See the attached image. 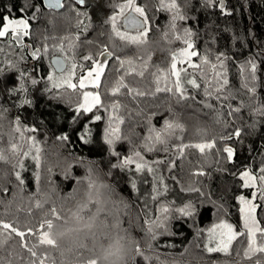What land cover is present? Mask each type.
Returning a JSON list of instances; mask_svg holds the SVG:
<instances>
[{"label": "trees", "instance_id": "1", "mask_svg": "<svg viewBox=\"0 0 264 264\" xmlns=\"http://www.w3.org/2000/svg\"><path fill=\"white\" fill-rule=\"evenodd\" d=\"M28 2L29 0H0V17L7 14L9 9L14 16L19 17L21 13L18 10ZM30 2L39 7L36 19H29L31 35L24 37L19 44L11 37L0 38V48L4 50L0 52V67H5L4 62L11 60L19 69L27 70L40 81L36 86H32L30 80H26L27 93L18 92L15 96H10L5 88L18 87V73L9 74L6 80L0 79V109L7 110L3 112V119L0 120V148L5 149L11 160V163L0 162V220L12 223L21 230L26 227L39 229L42 220L52 218L50 215L45 216V212L53 206L61 215H68L69 209L74 211L78 202L86 199L87 180L83 177L91 167L92 178L97 186H109L99 188V199L106 210L101 214L100 220L104 221L107 216L109 227L96 229L95 241L91 237L84 241L89 249H93L91 252L81 249L77 253L62 257L58 251L41 247L37 249L38 254L47 251L57 264L64 259L71 260L73 264H84L88 258L102 253L101 246L107 248L113 239L120 235L138 241L148 255H158L163 264H253L252 261L243 259V247L247 244L244 237H239L238 241L234 242L231 256L208 253L204 250V245L207 243V230L221 220L232 224L237 231L243 230L241 205L237 197L243 194L251 199V192L255 189H244L238 176L244 170V165H250L255 171L264 159V118L252 114L253 108L264 102V55H261L264 53V0H224L225 11L231 12L232 15H225L219 4L206 7L203 0H191V6L184 9L190 19L177 21V32L182 35L184 28H190L194 33L193 40L197 51L208 54L212 63H217L215 57L218 53L227 56L225 65L229 85L221 96L230 95L227 100L215 99L213 72L210 65H204L203 70L208 80L213 81V86L209 89L213 96H204L203 89L207 85L200 79V71L189 68V72L194 71L201 88L197 90L186 85L189 95L195 96V100L181 104H177L176 98L168 93L133 98L135 94H127V89H121L123 94L115 97L109 91L128 68V65H125L121 69L116 57L132 59L137 70H140L144 61L151 55L152 59L148 61V69L143 78L135 74L125 76V83L130 87L150 93L155 89V77L152 73L162 74L158 70L167 72L171 64V53L184 47L181 41L173 38L170 27L171 13L157 10L158 0H135V5L144 7L149 21L148 42L140 46L126 45L115 37L109 39L112 36L110 17L118 11V6L127 0H86L84 5L77 4L76 0H64L60 11L47 9L42 0ZM178 3L183 6L184 0H178ZM34 12L35 7L25 8L28 18H31ZM78 12L82 15H77ZM120 26L121 17L118 22V27ZM166 32L167 39L164 38ZM77 36L79 40L75 39ZM65 37L68 39H64ZM213 38L215 42H211ZM89 41L92 43H88ZM70 42L76 45L72 50L68 49ZM61 43L64 52L58 50ZM45 44L48 46L47 54L44 52ZM105 46L114 52V56L108 57L105 75L101 78V98L105 104L119 100L124 106L119 112V115L125 118L121 129L132 140L131 144L127 141L117 143L116 150L122 158L131 154L133 149H138L158 176L154 179L149 177L146 182L140 184L141 187L137 185L136 189L131 187L133 179L137 183L134 164L129 166L131 171L111 168L113 163H117V158L111 155L109 146L104 141L109 112L99 109L97 114L101 115L102 119L95 122L89 120L92 114L78 117L75 108L80 100V90L74 92L66 86L52 88L47 81V76L53 70L49 62L51 55L66 56L68 63L73 61L77 64L75 71L79 74L92 64L83 57L91 54L94 59H100L99 53ZM37 49L39 54L34 57L33 53ZM253 58L258 70L257 80L254 82L256 97L250 100L252 94L242 87L250 66L244 75H241L240 65ZM193 61L200 63L197 57H193ZM179 66L178 64V68ZM217 71L221 69L218 68ZM249 86H253V83L249 82ZM25 99L31 103L22 104ZM202 101L213 104V108L205 107ZM242 102L244 106L241 112L229 117L228 106L241 107ZM217 112H222L223 115L218 117ZM17 117L22 127L37 129L35 132H26L24 141L20 140L19 133L13 132ZM165 119L183 124L185 131L181 133L177 130L175 136L169 139L167 152L162 150L163 145H157L156 151H146L141 145L144 143V137L148 135L149 127L162 128ZM254 123L255 127H252ZM85 124L88 125L90 134L81 139V135L85 133ZM237 128L242 129L240 139L233 138L226 142L236 150L234 163L226 159V153L217 154L216 149L206 150L201 154L197 149L189 148L185 149L183 156L179 155L176 146L180 143L212 140L222 134L234 132ZM29 136H35L42 149L41 165L39 168L31 167L29 157L25 158L26 170L22 172L25 185L21 191L14 175L15 170L12 168L16 159L11 156L10 141L22 145V151H27ZM61 136H67L68 140H59L58 137ZM86 140L88 142H85ZM223 146L224 143L217 140V148L222 149ZM156 160L163 163L152 164ZM69 163L72 164V176L81 180L80 184L65 178L64 172ZM48 168L52 169L51 173ZM201 171L203 175H193ZM37 172L40 175L39 182L35 178ZM154 186L162 193L156 201L151 199V196L155 195L152 192ZM165 186L168 189L166 193ZM190 186L199 188L200 192L187 191ZM74 189L79 191L73 193ZM70 193H73L74 198ZM45 197L49 202L44 208H35V201H43ZM146 200L153 219L159 215L157 209L160 204L177 207L191 202L197 207L198 214L194 218L172 220L170 228L174 234L159 235L153 242V250L148 251L147 238L142 228L144 216L141 211ZM255 202L264 203L259 200ZM124 204H127V207ZM95 207L91 205L92 209ZM257 214L264 225V210L258 208ZM117 217L121 221L120 227L112 228L111 225ZM0 233V241L7 240L0 247V264H29V261L34 259L26 248L21 247L18 236L13 233L9 238L8 232L3 229H0ZM26 240L29 246L37 242L35 235L27 236ZM237 248L241 252L239 256L236 255ZM133 255L129 252V257ZM128 264H133L131 258ZM135 264L147 262L142 257L135 256ZM152 264L158 262L153 259Z\"/></svg>", "mask_w": 264, "mask_h": 264}, {"label": "snow or ice", "instance_id": "2", "mask_svg": "<svg viewBox=\"0 0 264 264\" xmlns=\"http://www.w3.org/2000/svg\"><path fill=\"white\" fill-rule=\"evenodd\" d=\"M49 8H61L64 5L61 0H45ZM86 0H76L77 4L84 5ZM203 4L206 7H215L219 4L220 9L225 15H232L231 12L225 11L224 0H203ZM191 6V0H184L183 6L178 3V0H158L159 11H166L171 13L170 27L174 34V39L181 41L184 47H181L177 51L171 53V64L167 72L163 70H158L162 74L152 73L155 77V89L154 91L145 92L139 88L130 87L129 84L125 83V76H130L135 74V76L143 78L145 72L148 69V61L152 59L151 55L148 59L144 61L140 70L134 65L132 59H121L116 57L119 62L121 69L128 65L124 74L119 77L109 91L113 97L121 93V89H127V94H135L136 96L143 97L145 95L155 96L157 93H168L172 97L176 98V103L181 104L189 100H195V96L189 95L188 88L186 85L191 86L192 89L199 90L201 84L197 82V78L194 74L195 70L200 71V79L204 80L206 85L203 89L205 97H212L213 92L209 89L213 86V81L208 80L204 70V65H210L213 72V79L215 81V99L216 100H227L229 95L221 96V93L229 85V80L227 76V69L225 65V60L227 56L224 53H218L215 57L217 63H212L208 54H201L196 49V44L194 43L193 36L194 33L190 28H184L182 30V35L177 32V21H187L190 17L186 14L184 9ZM26 7H35L36 12L33 13L31 18H28L25 14ZM120 12L117 15H113L110 18L111 32L113 37L118 38L121 42L126 45H144L147 41V35L149 32V21L145 13L144 7L136 6L135 0H127L126 3L119 5ZM130 9V11H128ZM21 15L16 17L12 14L11 9L8 10L7 14L0 17V38L11 37L17 44H19L24 37L31 35L29 19H36V13L39 12V7L33 5L30 0L25 5L18 10ZM77 15H82V13H77ZM120 17H123V24L118 27V22ZM143 17V19H140ZM121 27L124 29L121 30ZM129 29L135 30V35H132ZM168 33H164V38L167 39ZM47 39V37L45 38ZM64 39H68L65 37ZM79 40V36L75 38ZM171 43V41H169ZM211 42H215V38ZM88 43H92L89 41ZM56 47V46H54ZM76 47L74 43L68 44V49L72 50ZM58 50L64 52V46L61 43ZM4 50L0 48V52ZM44 52L47 54L48 46L44 45ZM39 54V49L33 53L36 57ZM264 55V53H261ZM101 57H112L114 52L109 51L105 46L104 50L99 53ZM193 57H197L200 63H195ZM85 61H91L92 64L86 71V73L81 74L78 77V83L73 82V78L76 76L75 69L77 64L72 62L71 66L68 67V58L65 56L63 58H56L52 61V72L47 76V81L51 84L52 88H62L67 87L72 89L74 92L77 89L80 90L79 96L80 100L76 105L75 111L79 116H87V114H92L89 120L92 122L100 121L102 119L101 115L97 114L99 109H104V111L109 112L107 127L104 129V141L109 146L110 153L113 157L117 158V163H113L111 168L119 169L121 171H131L129 166L135 165L134 171L136 173H143L145 170L148 173H154L155 169L149 164L141 151L138 149H133L131 154L123 156L116 150V144L119 142L127 141L129 144L132 143L130 137L122 132L121 125L125 124V118L119 115L120 109L124 107L119 100H113L109 104H105L104 100L101 98V92L99 91L101 87V78L105 75V67L108 63L107 59L99 60L94 59L91 54L83 57ZM5 67H0V79H5L11 73H18L16 79L19 82L17 86L6 87L5 91L10 96H15L18 92L27 93L26 80H30L32 86H36L40 81L32 76L27 70H21L18 66L11 60L4 62ZM179 65H187V67H179ZM250 66V71L248 75L245 76V82L242 87L251 93L252 96L249 97L250 100L256 97V88L254 82L257 80V70L258 65L255 59H249L245 64L240 65L241 75H244L246 69ZM83 69V65L80 66ZM191 68L194 71L189 72L188 69ZM221 71H217V69ZM119 71V69L117 70ZM57 73L59 75H57ZM174 78V79H172ZM161 81H163V86H161ZM249 82L253 83V86H249ZM95 89V91H85L84 89ZM31 101L25 99L22 104H30ZM204 106L207 108H213V104L202 101ZM243 102L241 107L232 108L231 105L228 106L227 115L229 117L234 116L236 113H240L243 107ZM94 109L96 110L94 112ZM6 109H0V120L3 119V112ZM139 114V113H138ZM252 114L264 118V102H260L258 106L254 107ZM223 115L222 112H217V116ZM151 119V118H149ZM15 127L13 132L19 133V138L21 141L25 140L26 132H35L37 129L22 127L19 117L14 121ZM227 127V124L225 125ZM85 133L81 135V139L85 138V135L90 134V129L88 125L85 124ZM255 127V123L252 125ZM177 130L181 133L185 131V126L168 119L164 120L162 128L149 127L148 135L144 137V143L141 145L146 151L153 152L158 150L157 145H163L162 150L167 152L169 149L167 147L169 139L175 136ZM242 129L237 128L234 132H228L220 135L212 140H204L199 143H180L177 145V150L180 156L184 155L185 149L193 148L197 149L201 154H204L206 150L216 149L217 154L226 153V159L230 163H234V156L236 155V150L227 145V141L233 138L239 140L241 137ZM177 139H182L181 137H176ZM61 141H67V136L58 137ZM217 140L224 143L223 148H217ZM27 142L29 144L27 151H22V145L13 143L10 141V152L11 156L16 159L15 163H12V168L15 170L14 175L16 180L21 186V191H23V186L25 185V179L22 176V172L26 170L25 168V158L29 156L35 162L37 168L41 165V151L39 143L35 136L27 137ZM85 142H88L87 140ZM33 149H35V154H33ZM0 162L11 163L8 155L5 153V149L0 148ZM163 161L156 160L152 164H161ZM175 166L174 164L172 165ZM244 170L239 173V180L242 181V187L244 189H255L251 192V199L245 195H239L237 200L239 201L240 214L243 222V230L237 231L236 228L228 223L226 220H221L217 224H213L208 231L207 243L204 245V250L208 253H222L225 256H231L234 249V242L238 241L239 237H244L247 241L246 247H243V259L247 261H252L253 264H264V225H262L260 219H258L257 209L260 208L264 210V203H256L259 200L264 202V159L261 160L260 166L255 171L250 165H244ZM19 169V170H16ZM48 172L51 173L52 169L48 168ZM204 173L198 172L193 173V175H203ZM66 179L75 180L77 184L81 183V180L76 179L72 176V164L69 163L67 169L64 172ZM37 182L40 180V175L37 172L35 174ZM87 180V192L86 199L78 202L76 209L73 211L69 209L68 215H61V212L53 206L49 211L45 212V216L50 215L52 218H46L40 222L39 229H33L32 227H26L25 230H21L19 227L14 226L12 223L4 222L0 220V229L8 232L9 238L11 234H15L20 238L21 247L26 248L28 253H30L31 259L29 264H57L55 259H52L47 251L38 254L37 249L43 247L45 249H52L58 251L62 257H66L69 253H77L79 250L84 249L87 251H93L89 249L87 244L84 242L87 238L91 237L93 241L97 239V231L99 228H108L107 216L104 221L100 220L102 213H105V207L102 201L99 199V188H108V185L97 186L95 180L92 178V168L89 167L87 170V175L83 177ZM160 183H163V178H160ZM131 187L136 189V181L133 179L131 181ZM167 186L164 187V192H167ZM184 190V189H182ZM190 192H200L199 188L189 187L186 189ZM7 191V189H4ZM39 191V188H38ZM79 191V189H74L73 193ZM152 192L155 195L151 196L152 201H156L157 197L162 193L157 187H153ZM70 193V196H73ZM74 198V196H73ZM48 198L45 197L43 201L36 200L35 208L43 209L44 205L47 204ZM124 203V201H121ZM90 205H95V211L89 207ZM127 207V204H124ZM31 211V210H29ZM144 216V225L142 226L145 237L147 238L146 248L148 251H152L154 248L153 242L157 240L159 235H173L170 224L174 219L180 218H194L198 214L197 207L188 202L182 206L171 207L166 204H160L157 211L159 215L152 218V214L148 209V202L145 201V206L141 210ZM87 213V215L85 214ZM54 221H59L60 223H54ZM121 221L117 217L115 222L111 225L112 228H119ZM146 226V227H145ZM127 231V230H124ZM2 235V233H0ZM30 235H35L36 243H32L29 246L26 237ZM7 240L0 241V247L6 243ZM67 242V243H66ZM243 244V241L240 242ZM95 247V244L93 248ZM102 247V253L99 255H94L92 258H88L84 261V264H128V260L131 258L133 264H135V256L142 257V259L147 262V264H152L153 259H155L158 264H163L159 261V256L148 255L145 249L141 248L140 243L134 239H127L125 236L117 235L113 239V242L108 245L107 248ZM236 255L241 254L240 249H235ZM129 252L134 255L129 257ZM11 264V262H9ZM60 264H73L71 260L64 259ZM239 264V262H238Z\"/></svg>", "mask_w": 264, "mask_h": 264}, {"label": "rangeland", "instance_id": "3", "mask_svg": "<svg viewBox=\"0 0 264 264\" xmlns=\"http://www.w3.org/2000/svg\"><path fill=\"white\" fill-rule=\"evenodd\" d=\"M121 5V4H120ZM136 6H138V5H136ZM128 11H130V9L128 10ZM120 12V8H119V6H118V11L114 14V15H117L118 13ZM113 16V15H112ZM111 16V17H112ZM110 17V18H111ZM122 19H123V17H121V25H122ZM124 29L122 28V31H123ZM132 35H135V33H131ZM23 41V40H22ZM21 41V42H22ZM56 55V54H55ZM52 56H54V55H51L50 57H49V62H50V59H51V57ZM105 59H109L108 57H101L100 56V59L99 60H105ZM73 62V61H72ZM72 62H70V63H68V66L70 67L71 66V63ZM179 67H187V65H185V66H179ZM53 69V68H52ZM188 71H189V69H188ZM75 73H76V71H75ZM84 73V72H83ZM82 73H79V74H77L76 73V76L73 78V82L74 83H78V77L81 75ZM57 75H59L58 73H57ZM49 85H51L50 83H49ZM85 91H95V89H91V88H88V89H84ZM33 152L35 153V149H33ZM29 161H30V165H31V167H36V165H35V162L31 159V157L29 156ZM147 161V160H146ZM148 162V161H147ZM149 163V162H148ZM25 168H26V166H25ZM135 177H136V179H137V183H136V185H140V184H142V183H144V182H146V180L150 177V178H156V174L155 173H148L146 170H145V172H143V173H136L135 172ZM158 177V176H157ZM140 187H141V185H140ZM90 208H91V205L89 206ZM92 209V208H91ZM92 211H95V209H92ZM86 214V213H85ZM207 239H208V233H207Z\"/></svg>", "mask_w": 264, "mask_h": 264}, {"label": "water", "instance_id": "4", "mask_svg": "<svg viewBox=\"0 0 264 264\" xmlns=\"http://www.w3.org/2000/svg\"><path fill=\"white\" fill-rule=\"evenodd\" d=\"M43 1V3H44V6L47 8V9H52V10H56V11H60V10H62V7L61 8H49L48 6H47V3L45 2V0H42ZM63 2H64V0H61V3L63 4ZM140 19H143L142 17H140ZM122 24H123V19H122ZM129 31H130V33H135V30L134 29H129ZM56 58H62V57H60V56H54V57H52L51 58V60H50V62H51V65H52V61L54 60V59H56ZM110 58V57H109Z\"/></svg>", "mask_w": 264, "mask_h": 264}, {"label": "bare ground", "instance_id": "5", "mask_svg": "<svg viewBox=\"0 0 264 264\" xmlns=\"http://www.w3.org/2000/svg\"><path fill=\"white\" fill-rule=\"evenodd\" d=\"M44 4V3H43ZM63 4H64V2H63ZM63 8V7H62ZM50 10H52V9H50ZM54 11H56V10H54ZM143 18V17H142ZM54 56H60V55H54ZM54 56H52V57H54ZM51 57V58H52ZM60 57H62V56H60ZM63 58V57H62ZM51 60V59H50ZM50 64H51V62H50ZM52 66V65H51Z\"/></svg>", "mask_w": 264, "mask_h": 264}, {"label": "flooded vegetation", "instance_id": "6", "mask_svg": "<svg viewBox=\"0 0 264 264\" xmlns=\"http://www.w3.org/2000/svg\"><path fill=\"white\" fill-rule=\"evenodd\" d=\"M69 67V66H68ZM88 69H86L85 71H84V73H86V71H87ZM84 73H82V74H84Z\"/></svg>", "mask_w": 264, "mask_h": 264}]
</instances>
